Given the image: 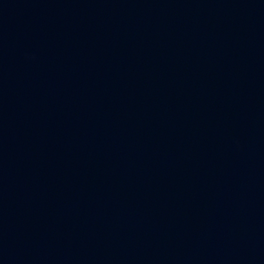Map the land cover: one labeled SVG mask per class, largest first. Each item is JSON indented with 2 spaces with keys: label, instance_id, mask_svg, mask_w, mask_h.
<instances>
[{
  "label": "water",
  "instance_id": "95a60500",
  "mask_svg": "<svg viewBox=\"0 0 264 264\" xmlns=\"http://www.w3.org/2000/svg\"><path fill=\"white\" fill-rule=\"evenodd\" d=\"M0 264H264V0H0Z\"/></svg>",
  "mask_w": 264,
  "mask_h": 264
}]
</instances>
